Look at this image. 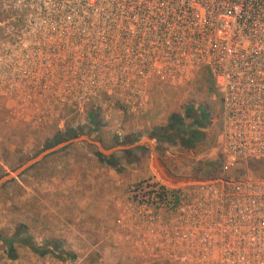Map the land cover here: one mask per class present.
I'll list each match as a JSON object with an SVG mask.
<instances>
[{"label":"built area","instance_id":"2783aa9c","mask_svg":"<svg viewBox=\"0 0 264 264\" xmlns=\"http://www.w3.org/2000/svg\"><path fill=\"white\" fill-rule=\"evenodd\" d=\"M0 4V51L34 53L32 63L46 68L28 93H2L9 113L28 123L57 121L100 91L140 113L152 81L180 85L209 71L221 127L202 156L219 160V173L136 182L118 209L119 233L145 264H264V169L251 165H264V0Z\"/></svg>","mask_w":264,"mask_h":264},{"label":"rangeland","instance_id":"374dc122","mask_svg":"<svg viewBox=\"0 0 264 264\" xmlns=\"http://www.w3.org/2000/svg\"><path fill=\"white\" fill-rule=\"evenodd\" d=\"M1 12L0 4V43ZM33 56L0 51V231L10 235L23 223L40 245L48 238L58 239L77 258L62 260L56 250L40 255L17 246L18 257L12 259L0 239V264H145L133 256L119 233L118 209L130 198L129 188L136 182L156 177L179 184L206 176L195 174V168L207 161L202 154L214 145L221 127V98L212 77L203 70L180 85L154 80L148 107L140 113L126 111L115 97L100 91L86 104L68 107L57 121L33 124L12 116L2 94L19 89L28 93L45 79L46 68L34 65ZM47 85L41 86L47 89ZM203 101L215 109L208 130L210 143L187 150L178 138L152 136L173 113L184 114L187 104ZM71 128L78 131L77 137L56 141ZM133 136L136 140L128 141ZM63 144L19 172L46 150ZM98 153L106 159L114 156L118 167L101 160Z\"/></svg>","mask_w":264,"mask_h":264},{"label":"trees","instance_id":"16d2710c","mask_svg":"<svg viewBox=\"0 0 264 264\" xmlns=\"http://www.w3.org/2000/svg\"><path fill=\"white\" fill-rule=\"evenodd\" d=\"M209 73V71H207ZM211 76V74L209 73ZM212 77V76H211ZM213 79V78H212ZM214 81V80H213ZM215 85V83H214ZM216 86V85H215ZM212 88V87H210ZM217 88V87H216ZM218 90V89H217ZM219 93V91H218ZM220 95V93H219ZM215 117V109L209 101H203L199 105L191 102L185 106L184 114L173 113L169 119L168 123L161 127H156L153 132V137H159L162 139H167L169 141H174L175 138L179 139L181 146L184 149H201L203 146L207 145L209 142V128L213 123ZM90 120L95 122L93 114L90 115ZM191 118V122H187V119ZM79 135L78 131L74 128L68 129L64 134H59L56 141H61L68 137H77ZM136 137L128 139L130 142H134ZM217 140V135H216ZM216 140L214 145L216 144ZM127 141V140H126ZM212 145V147L214 146ZM211 147V148H212ZM210 148V149H211ZM101 160L104 159L109 165L117 168L119 163L114 156H110L108 159L104 155L99 154ZM251 165L256 169H264L262 163H251ZM261 167V168H260ZM220 171L219 160H207L200 162L195 168V174L199 176L200 173H205L204 175H216ZM0 239L6 246V253L12 259L18 257L17 246L28 247L31 251L37 254H46L49 252L57 251L59 252V257L62 260L77 258V253L64 248L62 241L55 238H48L45 244L40 245L32 233L28 232L27 227L23 223L16 225V228L12 234L4 235L0 231ZM50 246V247H49Z\"/></svg>","mask_w":264,"mask_h":264},{"label":"water","instance_id":"95a60500","mask_svg":"<svg viewBox=\"0 0 264 264\" xmlns=\"http://www.w3.org/2000/svg\"><path fill=\"white\" fill-rule=\"evenodd\" d=\"M65 144L63 145H59L57 147H54V148H51V149H48L46 150L44 153H42L41 155H39L36 159L32 160V161H29L25 166L22 167V169L19 170L22 171L24 169H26L27 167L33 165L34 163L38 162L39 160H41L42 158H44L45 156H47L48 154L54 152L55 150H57L58 148L64 146ZM18 173V172H17Z\"/></svg>","mask_w":264,"mask_h":264}]
</instances>
